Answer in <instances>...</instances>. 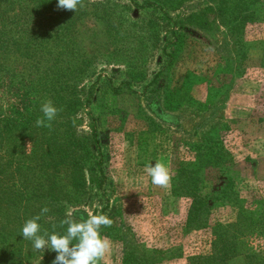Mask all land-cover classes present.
<instances>
[{
    "label": "rangeland",
    "instance_id": "obj_1",
    "mask_svg": "<svg viewBox=\"0 0 264 264\" xmlns=\"http://www.w3.org/2000/svg\"><path fill=\"white\" fill-rule=\"evenodd\" d=\"M221 1L83 0L79 8L89 76L79 84L74 126L65 129L87 137L91 114L104 179L90 155L80 193L61 196L79 198L70 205L77 216L113 221L100 229L111 241L100 264H191L209 255L211 225L235 224L239 212L253 225L238 228L243 253L227 264H264V0L240 37L238 23L218 14ZM211 146L228 154L218 168L209 166ZM156 162L171 170L167 188L145 172ZM206 192L227 202L213 201L205 227L186 226L194 193Z\"/></svg>",
    "mask_w": 264,
    "mask_h": 264
},
{
    "label": "trees",
    "instance_id": "obj_2",
    "mask_svg": "<svg viewBox=\"0 0 264 264\" xmlns=\"http://www.w3.org/2000/svg\"><path fill=\"white\" fill-rule=\"evenodd\" d=\"M257 1L220 2L223 6L217 8L218 14L238 23L237 37L246 24L253 22ZM57 3L58 0H0V264H31L37 259L38 264H52L57 253L34 250L32 242L22 237L23 223L47 206L50 211L38 222L41 234L44 230L63 234L66 226L61 227L60 221L66 218L64 205H75L79 198L69 194V200V195L61 193H80L85 182L82 170L90 155L102 174L99 183L104 179L102 160L99 157L95 161L100 145L91 114L86 113L90 122L87 137L78 139L65 129L74 126L81 107L79 84L89 76L77 33V21L85 11H79L80 6L76 11L58 9ZM262 55L264 60V50ZM128 78L134 79L131 73ZM46 99L61 109L51 128L37 127L35 123L43 115L40 105ZM208 155L209 166L218 168L228 154L225 148L211 146ZM194 181L198 184V177ZM51 193H58V197ZM220 198L222 203L227 202V195L220 193H194L186 226H206L209 206ZM252 221L249 212H239L235 224L213 223L209 255L191 257V264H227L231 257L242 254L243 245L235 235L239 227L248 230Z\"/></svg>",
    "mask_w": 264,
    "mask_h": 264
},
{
    "label": "clouds",
    "instance_id": "obj_3",
    "mask_svg": "<svg viewBox=\"0 0 264 264\" xmlns=\"http://www.w3.org/2000/svg\"><path fill=\"white\" fill-rule=\"evenodd\" d=\"M78 6H84L83 0H58L57 3V8L63 10L76 11ZM40 111L43 115L37 118L36 126L51 128V122L61 109H58L50 99H46L41 103ZM145 172L154 186L167 188L171 183V170L162 162L146 165ZM67 207L69 211L66 218L60 221L61 227L66 226L63 234L56 231L49 233L47 230L41 234L38 222L50 211L45 206L38 215L23 223L21 229L23 239L30 240L36 251L50 249L57 253L52 264H100L111 248L110 239L102 236L100 229L111 227L113 221L105 214L90 213L86 217L77 216L70 210L72 206ZM55 227L53 225V229Z\"/></svg>",
    "mask_w": 264,
    "mask_h": 264
}]
</instances>
